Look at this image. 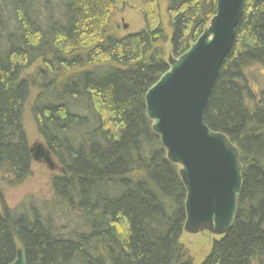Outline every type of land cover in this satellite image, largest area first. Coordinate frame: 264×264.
I'll use <instances>...</instances> for the list:
<instances>
[{
  "label": "trees",
  "instance_id": "obj_1",
  "mask_svg": "<svg viewBox=\"0 0 264 264\" xmlns=\"http://www.w3.org/2000/svg\"><path fill=\"white\" fill-rule=\"evenodd\" d=\"M0 0V174L31 177V106L57 162L55 209L0 213V264H193L180 243L187 191L153 131L145 97L217 14L218 0ZM145 28L120 36L117 14ZM204 122L239 151L242 191L229 233L203 264H264V100L245 72L264 68V0H246ZM69 217V218H68ZM59 220L66 223L61 224Z\"/></svg>",
  "mask_w": 264,
  "mask_h": 264
},
{
  "label": "water",
  "instance_id": "obj_2",
  "mask_svg": "<svg viewBox=\"0 0 264 264\" xmlns=\"http://www.w3.org/2000/svg\"><path fill=\"white\" fill-rule=\"evenodd\" d=\"M245 1L218 0L217 14L202 35L179 58L170 56V70L145 98L153 131L170 162L180 168L187 191L183 232L190 235L206 231L224 237L235 222L243 188L238 148L224 133L208 128L204 116L221 65L234 44ZM31 152L45 154L42 145ZM44 160L54 169L50 158ZM16 253L12 264H27L25 252Z\"/></svg>",
  "mask_w": 264,
  "mask_h": 264
},
{
  "label": "rangeland",
  "instance_id": "obj_3",
  "mask_svg": "<svg viewBox=\"0 0 264 264\" xmlns=\"http://www.w3.org/2000/svg\"><path fill=\"white\" fill-rule=\"evenodd\" d=\"M159 2H161V13L166 34L171 38L172 29L167 24V2L166 0H159ZM115 24L119 26L118 34H120V36L136 34L138 31L145 28L143 16L131 10H126L124 13L117 14ZM125 26H128V28L124 29ZM170 48V44H167L168 54L171 51ZM245 76L247 77L249 86L254 91L257 102H262L264 100V68L258 66L252 67L245 72ZM35 95L36 94L32 92L23 116L24 130L26 131L30 147L44 143L31 114V106L34 104ZM58 171L57 167L56 170L55 168L51 169L48 162L44 159L33 162L31 177L16 188L8 186L4 177L5 175L0 174V213H2L1 200H3L5 203L4 206L7 209L16 211L17 214H23L24 210H30L36 207L41 215L45 217L46 214L51 212L48 211L47 208L57 210L52 205V202L55 200V195H53L51 182L52 178L59 174ZM59 222L61 224L66 223L64 220H59ZM219 239V236L212 235L206 231L192 235L183 232L180 243L190 251L193 264H203L214 245V241Z\"/></svg>",
  "mask_w": 264,
  "mask_h": 264
},
{
  "label": "bare ground",
  "instance_id": "obj_4",
  "mask_svg": "<svg viewBox=\"0 0 264 264\" xmlns=\"http://www.w3.org/2000/svg\"><path fill=\"white\" fill-rule=\"evenodd\" d=\"M235 35H236V34H235ZM196 41H197V40H196ZM196 41H195V42H196ZM193 44H194V43H193ZM191 46H192V44H191ZM170 49H171V48H170ZM189 49H190V48H189ZM189 49H188V50H189ZM188 50H187V51H188ZM170 56H172V55H171V54H168V55H167L168 66H169ZM172 57H174V56H172ZM175 58H177V57H175ZM169 70H170V69H169ZM167 72H168V71H167ZM167 72H166V73H167ZM164 74H165V73H164ZM164 74H163V75H164ZM160 79H161V78H160ZM160 79H159L158 82H160ZM158 82H157V83H158ZM157 83H156V84H157ZM154 85H155V84H154ZM150 89H151V88H150ZM212 92H213V91H212ZM211 94H212V93H211ZM146 95H147V94H146ZM210 97H211V95H210ZM145 98H146V97H145ZM209 99H210V98H209ZM209 102H210V101H209ZM146 112H147V108H146ZM226 137H227V136H226ZM228 140H229V139H228ZM38 145H40V144L33 145L32 147H36V146H38ZM41 145H42V147H43V150L45 151V154H44V155H39V154H37L36 152H33V153H32V152H31L32 147H30V152L33 154V162H38V161H40L41 159H44V158L47 156L48 158H50V161L53 163L55 170H56V167H57V170H59V169H58V166H57V162H56V163L54 162V160H53V158H52L50 152L46 150V148L44 147L43 144H41ZM168 159H169V158H168ZM58 173L60 174V170L58 171ZM59 174H58V175H59ZM228 233H229V231H228ZM228 233H227V234H228ZM227 234H226V235H227ZM214 235H215V234H214ZM216 236H218V235H216ZM219 237H220V239H221V238H224L225 236H224V237L219 236ZM220 239H219V240H220ZM215 241H218V240H215ZM19 249H21V248H19Z\"/></svg>",
  "mask_w": 264,
  "mask_h": 264
}]
</instances>
